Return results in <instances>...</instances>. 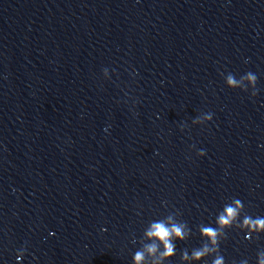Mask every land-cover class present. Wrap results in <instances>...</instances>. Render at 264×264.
<instances>
[{
  "label": "clouds",
  "instance_id": "obj_1",
  "mask_svg": "<svg viewBox=\"0 0 264 264\" xmlns=\"http://www.w3.org/2000/svg\"><path fill=\"white\" fill-rule=\"evenodd\" d=\"M254 88V91L252 93V96H255L257 94V76L252 73L248 72L246 73L245 77ZM227 83L231 87H237L239 86V81L232 75H229L227 78ZM205 119L211 121L212 120V114L207 113L205 116ZM196 120H199V117L196 118ZM198 155L203 156L205 155L204 150H200L198 152ZM236 207L232 206H226L224 209V213H222L219 218L218 222L221 225H229L232 222V219L237 215V211L239 207H242V203L240 200L234 201ZM245 225H247L250 229L253 230H264V218H257L255 220L251 219L250 217H246L244 221ZM201 232L203 235L207 236L212 244H216V236H217V230L211 227H204L201 229ZM146 235L150 238H155L156 240L160 241L164 245V250L160 253L161 257H170L175 253V245L172 242V237H176L180 240L184 239L185 233H184V226L183 225H177L172 224L171 227L166 226L162 222H156L151 225L150 230L146 233ZM146 251L150 254H154L157 252V245L151 244L146 246ZM209 251H212L207 245H205L201 249H196L192 252V258L194 259H200L201 257L205 256ZM261 259L259 264H264V254H260ZM22 254L17 255V260L22 259ZM188 254L184 253V259H188ZM145 259V252L144 251H138L135 254V261L136 264H142V262ZM213 264H224V260L222 256H218L214 261Z\"/></svg>",
  "mask_w": 264,
  "mask_h": 264
}]
</instances>
